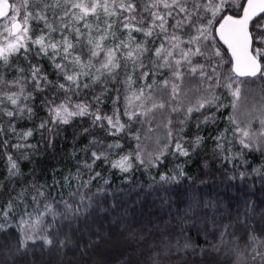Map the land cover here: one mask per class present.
Returning a JSON list of instances; mask_svg holds the SVG:
<instances>
[{
  "label": "snow or ice",
  "instance_id": "1",
  "mask_svg": "<svg viewBox=\"0 0 264 264\" xmlns=\"http://www.w3.org/2000/svg\"><path fill=\"white\" fill-rule=\"evenodd\" d=\"M125 34L126 39H121ZM109 37L113 40L111 46L106 44ZM262 62L264 0H0V161L5 169L0 180V264H38L29 257L39 253L42 258L44 250L52 249L62 257L67 256L65 249L73 252V257L62 259L61 264H88L106 236L93 228L95 194L80 189H87L100 175L94 169L103 164L127 173L133 169V160L140 165L147 161V166H158L169 150L172 155L189 158L184 161L189 163L211 141L212 159H220L226 175L227 165H233L229 180L251 177L264 183V164L251 167L244 158L246 152L264 155V130L253 134L229 115V128L214 136L200 134L203 125L215 124L220 118L216 112L236 109L248 78L259 74L264 80ZM122 72L124 79L120 81ZM137 72L144 83L134 87ZM157 75L164 78L157 81ZM150 78L152 82L148 83ZM186 82H194L191 89H184ZM118 83L126 86L123 109L117 107L121 96L120 89H115L117 95L112 98L109 114L101 105L104 96L113 90L109 84ZM219 88L231 97L229 104L220 102L221 97L216 95ZM157 89L167 93V100L154 98ZM182 90L185 96L192 91L202 94L195 104L171 107ZM166 106L173 113L183 111L184 119L178 121L182 127L174 129L169 119L164 125L166 142L156 152L145 154L143 126L152 122L155 110ZM202 110L209 114L203 115ZM41 111L44 116L39 115ZM194 113L203 115L202 120L197 118L196 133L191 137L182 135ZM77 118H87L88 126H76ZM25 121L32 126H23ZM134 124L141 128L133 132ZM64 126L74 127L70 156L76 172L62 177L65 184L71 179L77 181V191L69 194L73 202L62 196L57 206L62 204L63 211H57L51 201L44 204L42 212L38 208L28 211L29 189L35 192L31 200L39 205L38 198L47 197L44 189L61 181L53 179L52 185L37 186L35 176L26 179L36 169L26 174L21 165H34V157L54 148ZM97 132L106 137L126 135L136 141L135 148L111 159L110 154L117 149L123 152L124 146L118 139L106 143ZM37 136V143H31ZM81 137L86 142L77 147L75 142ZM236 145L239 150L234 151ZM203 167H209L207 159ZM81 168L89 174L82 183ZM176 168L174 175L160 174L162 185L192 180L182 164ZM235 199L242 203H236L233 211L219 201L192 198L172 217L175 225L170 220L165 222L164 230L157 226L159 244L149 246L153 250L146 264H166L174 255L180 256L177 264H187L189 252L203 260L218 255L225 244L234 245L232 264H264V208L242 197ZM104 203L108 204L107 195ZM121 207L122 202L115 200L99 211L106 216L116 212L119 224L127 215L126 209L119 211ZM45 216H51L47 224ZM13 220L19 231L10 237L7 229ZM186 227L216 237L217 243L200 247L185 235ZM177 228L179 231H175ZM39 264L45 262L41 259ZM124 264H132L131 257Z\"/></svg>",
  "mask_w": 264,
  "mask_h": 264
},
{
  "label": "trees",
  "instance_id": "2",
  "mask_svg": "<svg viewBox=\"0 0 264 264\" xmlns=\"http://www.w3.org/2000/svg\"><path fill=\"white\" fill-rule=\"evenodd\" d=\"M119 35V33H118ZM121 39H126V34L120 36ZM141 37L138 36V39ZM107 46L113 44V40L109 37L106 42ZM145 59V63H147ZM264 63V62H262ZM131 67V65H129ZM166 75V72H165ZM139 73H136L134 79L136 84L134 87L141 86L144 82L138 79ZM164 76L157 75L156 80L163 79ZM120 81L124 79V73L122 72L118 78ZM249 83L245 85V91L242 93L240 100L237 102V107L233 110L231 107L223 108L220 112H216V115L220 117L215 124L203 125L202 135H216L218 131L224 128H229L228 116L234 115L241 127H245L248 123L255 130L261 132L264 130V125H261V121L264 120V80L260 79L258 75L255 78H248ZM151 78L148 83H151ZM194 82H186L184 89H191ZM109 88L113 89L104 96V104L101 105L103 111L109 114L112 111V98L117 95L115 89H120L121 99L117 104V107L123 109L124 100L123 96L126 94V86L122 83L109 84ZM147 91V90H146ZM202 93L188 92L187 96L184 95L182 90L179 99L172 103L171 107L182 105L187 107L189 104H195L197 98ZM156 100H167V93L157 89L153 93ZM216 95L221 97L220 102L223 104H229L231 97L223 88L216 89ZM249 97V100L246 98ZM83 97H81L82 99ZM252 99V101H250ZM150 106V104H149ZM203 111V115H208V111ZM215 112V108L211 109ZM222 113V115H221ZM40 116H44V112H39ZM153 119L150 124H145L141 131L142 146L145 148V154L148 152H156L166 142V129L164 125L169 119L173 121V128L178 130L182 126L178 123L179 120L184 119L183 111L173 113L170 111V107L166 106L164 109H157L154 111ZM203 115L194 113L191 120L188 121L187 127H185L182 135L191 137L196 133V121L197 118L203 119ZM251 118V119H250ZM250 121H247L249 120ZM122 120H126L122 117ZM23 126H32L30 122H22ZM36 123H39L37 120ZM76 126L82 125L88 126L87 118L81 121L79 118L74 122ZM141 128L140 124H134L132 131ZM151 128L149 132L148 129ZM73 131L74 127L64 126V130L61 132L60 137L55 142V147L48 149L42 155L38 154L34 157L36 163L29 164L24 162L21 167L27 174L29 170L35 168L36 171L26 177L31 179L35 176L37 186L41 184L52 185L53 179L61 181L60 184L55 187L45 188L47 193L46 198H38L39 205L33 203L31 196L35 194L33 189H29L26 199L28 200V211L33 209L44 210V204L48 201L53 202V207L57 211H63V205L58 202L61 201L63 196L64 200L73 202V198L69 195L71 192L77 191V181L71 179L67 184L62 180V177L68 175L69 172H76L75 161L71 158L70 152L73 149ZM101 139H104L106 143H111L118 139L124 146L123 152L117 149L110 154L111 159H118L120 155L125 154L131 149L135 148L136 141L132 140L126 135L118 137H110L103 132H97ZM145 136L147 139H145ZM231 138V134H229ZM39 137H33L31 143H37ZM157 139L160 143L157 144ZM86 140L81 137L76 142L77 147L85 143ZM212 142L208 141L207 146L203 151H199L198 154L191 157L189 163H184L189 158L178 157L169 154L158 166L140 165L139 161L133 160V169L127 173H121L118 169H112L109 164H103L94 169L99 172L100 175L92 180L87 189H80L85 194H95L94 201L96 202L97 209L95 213L94 229H99L105 234L106 239L101 241L99 247L90 256L88 264H124L126 259L131 257L132 264H136L138 260L140 264H146L148 257L152 254V250L149 246L152 244H159V233L157 226L160 230H164L165 222L171 220V225H175L176 221L172 219L178 210H182L187 206V203L192 198H198L201 200H213L222 202L225 206H229L234 211V205L238 202L236 197H242V200L254 201L259 208H264V183H261L259 178L249 177L245 181H241L238 178L236 180H229L228 175L232 174L233 165H227L228 175L221 165L219 158L212 159ZM239 150V146H234V151ZM80 158H83V154H80ZM245 159L249 162L251 167H259L264 164V155L259 151L245 153ZM207 159L209 163L208 168L203 167V160ZM239 164V161L235 162ZM99 164V162H98ZM182 164L184 170L188 173V176L192 177V180L181 179L176 184L160 183V174L168 173L174 175L177 171L176 166ZM53 169L56 171L53 172ZM243 170V169H240ZM249 171L251 168L248 169ZM81 172L84 175L80 178V183L89 178V174L86 169L81 168ZM5 173L3 162L0 161V180L3 179ZM108 181V184H105ZM195 181V182H193ZM203 181L204 183H201ZM19 190L20 184L15 185ZM98 189H104L105 191L98 192ZM105 195L108 198V204L114 203L115 200L122 202V207L119 210L123 212L127 210V215L124 217L122 223H116L117 213L112 212L107 216L105 213L100 212V207H107L108 204L104 203ZM115 196V200L113 197ZM7 199V195L3 197ZM78 199V197H77ZM23 207V205H21ZM259 208L257 211H259ZM35 218V214L33 219ZM19 219L17 215L16 220ZM16 220L11 221V227L7 229L9 236H14L19 230L16 228ZM51 220V216H45L44 222L47 224ZM0 223H3L0 220ZM151 230V231H149ZM171 226H170V229ZM67 231V229H65ZM179 231V229H175ZM185 235L192 237L193 242L200 247H208L212 243H217V238L212 235L205 236L203 231L198 232L196 227H186ZM144 237L143 240L140 238ZM75 240V237H73ZM230 240V238H228ZM39 243V242H38ZM232 244H225L221 246L218 255L205 256L203 260L199 255L193 256L190 252L186 255L187 264H232L234 255L231 253ZM157 251L159 248L157 247ZM66 257H62L57 254L55 249L51 252L44 250V255L41 258L39 253L36 257H29V259H36L38 264L42 259L45 264H61V260H67L73 257V252L68 251ZM78 259V256L75 257ZM180 259L179 255H174L171 261L166 264H177ZM23 264V261L21 262Z\"/></svg>",
  "mask_w": 264,
  "mask_h": 264
},
{
  "label": "rangeland",
  "instance_id": "3",
  "mask_svg": "<svg viewBox=\"0 0 264 264\" xmlns=\"http://www.w3.org/2000/svg\"><path fill=\"white\" fill-rule=\"evenodd\" d=\"M246 99L249 100V97H247ZM250 101H252V99H251ZM252 102H253V101H252ZM250 119H251V118H250ZM250 119L247 120V121H250ZM261 125H262V124H261ZM245 127H249V131L252 132L253 134H256V135H259V134H260L259 130H255V129H253L251 126H249L248 123L245 125Z\"/></svg>",
  "mask_w": 264,
  "mask_h": 264
},
{
  "label": "water",
  "instance_id": "4",
  "mask_svg": "<svg viewBox=\"0 0 264 264\" xmlns=\"http://www.w3.org/2000/svg\"><path fill=\"white\" fill-rule=\"evenodd\" d=\"M259 75V74H258Z\"/></svg>",
  "mask_w": 264,
  "mask_h": 264
}]
</instances>
